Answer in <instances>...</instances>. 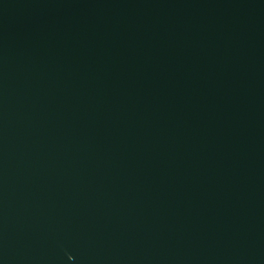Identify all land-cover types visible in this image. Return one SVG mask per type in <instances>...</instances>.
I'll list each match as a JSON object with an SVG mask.
<instances>
[{"label":"water","instance_id":"95a60500","mask_svg":"<svg viewBox=\"0 0 264 264\" xmlns=\"http://www.w3.org/2000/svg\"><path fill=\"white\" fill-rule=\"evenodd\" d=\"M0 264H264V0H0Z\"/></svg>","mask_w":264,"mask_h":264}]
</instances>
